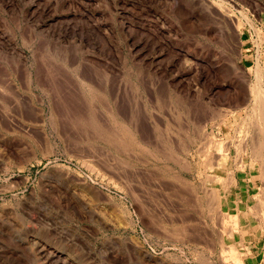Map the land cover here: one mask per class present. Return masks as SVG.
<instances>
[{
    "label": "rangeland",
    "instance_id": "obj_1",
    "mask_svg": "<svg viewBox=\"0 0 264 264\" xmlns=\"http://www.w3.org/2000/svg\"><path fill=\"white\" fill-rule=\"evenodd\" d=\"M260 112L264 0H0V264H264Z\"/></svg>",
    "mask_w": 264,
    "mask_h": 264
},
{
    "label": "bare ground",
    "instance_id": "obj_2",
    "mask_svg": "<svg viewBox=\"0 0 264 264\" xmlns=\"http://www.w3.org/2000/svg\"><path fill=\"white\" fill-rule=\"evenodd\" d=\"M260 88H261V87H260ZM255 92H256V91H255ZM255 95H257V94H255ZM255 100H256V99H255ZM258 100H259V99H258ZM261 114H262V112H260V115H261ZM261 116H262V118L264 119V115L262 114ZM263 119H262V120H263ZM257 125H258V123H257ZM255 126H256V125H255ZM258 128H260V127L258 126ZM261 129H262V128H261ZM202 147H203V146H202ZM262 148H263V145L261 146V149H262ZM259 149H260V147H259ZM203 187H204V186H203ZM206 191H207V190H206ZM204 192H205V191H204ZM210 194H211V193H210ZM191 195H192V194H191ZM214 196H215V195H214ZM212 197H213V196H212ZM208 199H209V198H208ZM213 202H214V201H213ZM213 202H212V203H213ZM254 206H256V205H254ZM91 207H92V206H91ZM209 211H210V210H209ZM224 228H225V227H224ZM198 229H199V228H198ZM218 231H219V230H218ZM174 232H175V231H174ZM185 232H186V231H185ZM176 235H177V234H176ZM207 235H208V234H207ZM218 236H219V235H218ZM202 237H203V236H202ZM221 240H222V239H221ZM41 247H42V246H41ZM211 248H212V247H211ZM211 248H210V249H211ZM220 259H221V258H220Z\"/></svg>",
    "mask_w": 264,
    "mask_h": 264
}]
</instances>
